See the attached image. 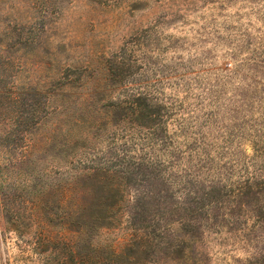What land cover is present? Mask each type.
<instances>
[{
	"label": "rangeland",
	"instance_id": "1",
	"mask_svg": "<svg viewBox=\"0 0 264 264\" xmlns=\"http://www.w3.org/2000/svg\"><path fill=\"white\" fill-rule=\"evenodd\" d=\"M112 182L108 228L65 223ZM148 232L157 264H264V0H0V264Z\"/></svg>",
	"mask_w": 264,
	"mask_h": 264
},
{
	"label": "trees",
	"instance_id": "2",
	"mask_svg": "<svg viewBox=\"0 0 264 264\" xmlns=\"http://www.w3.org/2000/svg\"><path fill=\"white\" fill-rule=\"evenodd\" d=\"M112 184L114 185L113 182L108 183L107 187H109L108 185ZM114 188L115 185L109 188V193L111 194V197L116 201L115 204H110L107 207H104L103 203H101L100 205H92L87 208L78 206L75 210L68 214V219L65 223L72 227H75L77 229V232H79L81 235L85 233L88 235L90 231L96 230L98 228H108V225H111V222H109L110 217H108L107 215L110 212V209L120 201L118 197L122 196L123 194V190L121 191L120 188ZM133 226L134 229L146 231L145 224L136 223ZM149 236H151V232H148L147 235L139 233L134 234V236L130 239L131 242L126 246L124 250L119 252L113 251L111 253L110 257L114 259L112 260L113 264H146L151 261H154L155 264H157L156 260H153L155 255H157V252L154 249V244L152 243V240ZM175 247L176 246H174L173 249H175ZM184 251L180 252L179 254L177 251L176 254L179 256L183 255ZM173 253L174 252H167L165 257H167L171 261H174L175 258ZM196 263L200 264L198 262Z\"/></svg>",
	"mask_w": 264,
	"mask_h": 264
}]
</instances>
